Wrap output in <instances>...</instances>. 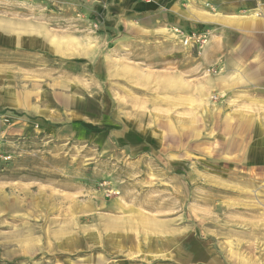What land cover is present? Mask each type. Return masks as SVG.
<instances>
[{"label":"rangeland","instance_id":"374dc122","mask_svg":"<svg viewBox=\"0 0 264 264\" xmlns=\"http://www.w3.org/2000/svg\"><path fill=\"white\" fill-rule=\"evenodd\" d=\"M143 1L0 0V264H264V0Z\"/></svg>","mask_w":264,"mask_h":264},{"label":"crops","instance_id":"0c3cea01","mask_svg":"<svg viewBox=\"0 0 264 264\" xmlns=\"http://www.w3.org/2000/svg\"><path fill=\"white\" fill-rule=\"evenodd\" d=\"M109 1H112L113 4H116L118 9L124 7L125 10L126 9L130 10L132 13H134V15H137L136 17L143 15L144 13H147L149 10L154 9V7H155V5H154L155 2L143 1V0H109ZM103 2H106V1H103ZM135 29L139 33L144 32V29L139 27L138 25L137 26L135 25ZM167 30H169V32H172V30H170V29H167ZM153 31H155V30H151V32H153ZM156 31H157V29H156ZM31 35L32 34L30 33V36ZM10 36H11L10 33L6 32L5 30L3 31V29L0 28V44H2V43L6 44V45L9 44V41L5 38H10ZM21 39L22 38H20V40ZM15 41H16V38H15ZM29 42L33 43V41H29ZM30 43H27V44H30ZM19 45H20V43H19ZM256 55H257V53H256ZM233 65H234V68L229 70L230 74L222 76V78L224 79V82L226 84L225 87H227V86L231 87V86H234L235 84L242 83L243 76L240 74L241 68H239V66H237L236 64H233ZM260 68H261V66H259V64L257 62H255V63H253V65L251 64L249 66V69H247V71H246V73L248 74V77L249 78L252 77L254 83H257V80L259 79V77H261ZM235 78H237L236 83H235ZM213 85H214V81H213ZM254 87H257V84L254 85Z\"/></svg>","mask_w":264,"mask_h":264},{"label":"bare ground","instance_id":"6f19581e","mask_svg":"<svg viewBox=\"0 0 264 264\" xmlns=\"http://www.w3.org/2000/svg\"><path fill=\"white\" fill-rule=\"evenodd\" d=\"M207 14V13H206ZM184 43V41H182V44ZM186 44H188V41H186ZM210 96H207L206 99H209ZM141 218V217H140Z\"/></svg>","mask_w":264,"mask_h":264},{"label":"built area","instance_id":"2783aa9c","mask_svg":"<svg viewBox=\"0 0 264 264\" xmlns=\"http://www.w3.org/2000/svg\"><path fill=\"white\" fill-rule=\"evenodd\" d=\"M186 41H188V40H184V45H186Z\"/></svg>","mask_w":264,"mask_h":264}]
</instances>
